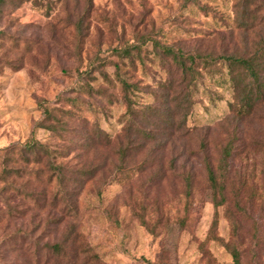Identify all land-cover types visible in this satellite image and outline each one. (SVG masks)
Instances as JSON below:
<instances>
[{
    "label": "rangeland",
    "instance_id": "rangeland-1",
    "mask_svg": "<svg viewBox=\"0 0 264 264\" xmlns=\"http://www.w3.org/2000/svg\"><path fill=\"white\" fill-rule=\"evenodd\" d=\"M252 2L264 9V0ZM234 12V0H29L15 9H2L0 148L27 139L41 118V106L62 108L72 113L65 117L56 112L68 129L60 134L71 143L42 130L38 138L59 147L69 145L67 151L75 146L71 156L86 164L84 169L97 163L107 168V177L98 175L80 194L77 217L68 220L76 242L67 247L69 259L60 264L69 260L72 264H235L233 250L240 264H264V120L257 116L244 122L251 140L244 154L230 162L224 203L214 209L199 161L193 164L181 156L173 166L169 153L163 152L166 164L162 165L157 152L147 155L149 161L156 158L155 166L148 164L140 173L131 170L146 154L129 153L124 147L126 138L136 137L125 132L123 91L114 67L117 64L121 78L135 86L132 95L138 105L165 110L172 93L181 87L177 82L168 84L177 80L176 69L154 43L180 48L196 63L198 54L226 48L240 51L243 34L236 30L239 21ZM230 31L232 38L227 36ZM129 46L131 58L115 53ZM91 63L95 68L81 76L79 72L89 71ZM225 68L214 63L205 70L200 67L197 90L191 87L196 103L188 127L201 129L198 134L206 138L214 164L241 127L237 118L226 115L230 89L223 81ZM88 85L93 88L91 95L85 93ZM67 98L80 99V111L68 105ZM81 115L85 121L78 119ZM160 122L149 115L138 119L139 126L156 138L166 134ZM117 137L128 152L124 163ZM178 140L182 146L187 142ZM176 151L184 153L180 147ZM111 160L116 166L110 165ZM110 178L116 181L104 185ZM24 187V178L0 183V264H24L25 255L17 250L37 225L28 224L35 211L28 207ZM41 219L42 227L46 220L49 223L46 216ZM63 225L40 230L41 244L62 242L67 233Z\"/></svg>",
    "mask_w": 264,
    "mask_h": 264
},
{
    "label": "trees",
    "instance_id": "trees-1",
    "mask_svg": "<svg viewBox=\"0 0 264 264\" xmlns=\"http://www.w3.org/2000/svg\"><path fill=\"white\" fill-rule=\"evenodd\" d=\"M27 1L29 0H0V13L5 7L15 9ZM252 1L234 0V13L239 21L236 30L243 34L240 51L236 49L231 52L230 48H226L216 54H198V63H196V59L192 54L185 56L180 48L163 45L160 42H152L159 53L170 57V61L176 69L177 80L171 79L168 84L172 87L174 82H177L181 87L178 93H172L171 104L166 108L164 107L165 110L156 109L150 105L143 107L138 105L132 95L136 91L135 86L121 78L118 65H114L116 77L120 81L123 91V102L126 109L124 113V117H126L124 119V123H126L125 132L128 136L133 134L136 137V139L126 138L127 144L124 147L129 148V153H145L146 156L158 152L157 154L162 156V160H160L162 165L166 164V157H164L163 152L169 153L168 161L173 166L181 156H186V160H193V164L199 161L204 174H206V182L212 194L214 209L221 207L224 203L223 193L226 190V184L232 170V163L230 162L244 154V151L248 148V142L251 140L248 129L244 127V122L251 121L257 116L260 120H264V9ZM240 10L241 14L244 15V19L243 15H240ZM248 22H251V24H247ZM4 35L5 33L0 30V37L2 38ZM217 35L222 34L217 32ZM227 36L232 38L233 31L228 32ZM130 47L132 46L115 49V53L119 56L124 55V57L131 58ZM129 61L131 62V60ZM212 63L226 66L223 74L226 78L223 81L228 84L230 89L226 115L228 118L230 115L232 119L237 118L236 120L241 123L240 130L234 132L232 138L228 140L216 164L210 158L211 153H209L206 138L199 136L201 129L198 130L197 127L191 129L187 123L188 116L193 114L194 104L196 103L193 100L191 87H195L197 90L198 79L201 75L200 67L205 70ZM94 68V63H91L89 64V71L86 69L84 72H79V74L81 76L84 73L88 75ZM165 86L166 83L162 84L161 88ZM85 91V93L91 95L93 88L88 85ZM95 94L102 96L98 90L95 91ZM66 101L68 105L77 108L82 104L78 98H67ZM87 107H90V105ZM56 112L65 117L72 115L69 110L62 108L50 109L41 106V118L33 124L27 139L24 142H16L0 148V183L6 185L10 184L15 178H24L25 200L28 202V207H33L35 211L30 215L28 221L30 226L37 222V225L33 226L35 231L26 235L25 248L20 247L17 250L24 253V264H60L62 259H69L70 251L66 249L76 242L77 236V234L73 235V227L69 224V221L71 222L74 217H77L80 194L83 192L85 185L94 181L98 175L101 178L107 177L105 174L107 168L103 163L90 166L92 169H84L86 164L78 162L76 157L71 156L76 151L73 149L75 146H71L70 150L67 151L69 145L59 147L54 144V141H41L38 138L37 134L42 130L56 139L71 143V139L60 134V132L64 134L68 129L65 121L59 120ZM261 112L263 113L262 117L259 116ZM147 115L158 121L161 120L159 127L166 134L156 138L155 135H150L142 129L138 124V119L140 121ZM82 117L81 115L78 119L85 121V118ZM97 128L95 127V129ZM195 134L198 136H195ZM176 135L187 141L184 146L181 144L183 141L174 137ZM205 136H208V134ZM193 137L195 140L191 141ZM236 141H242V143L237 146ZM116 142L121 148L118 150L120 162L124 163L125 159L129 157L127 149H122L120 137H117ZM178 147L184 150L181 155L176 151ZM146 156L138 164H134L135 169L133 170L132 166L131 170L140 173L146 169L148 164L149 168L155 166L156 158L149 161L150 156ZM110 165L116 166L113 160L110 161ZM118 170H121L120 167ZM159 172L163 173L162 171ZM114 179L110 178V180L104 182V185L108 186L114 183L116 181ZM185 180L188 190L187 195L189 196L192 193V178L188 175ZM73 185H78V188H72ZM96 195L101 197V190H97ZM28 210L30 211V209ZM214 214L216 217V211ZM43 215L49 220L48 224H46L47 220L45 221L44 227L41 223L43 222L41 219ZM63 224H68V226L66 227ZM62 225L66 227L64 231L67 232L63 235L62 242L52 241L41 244V240L37 236L40 230L46 229V227H52L53 230H56ZM232 254L234 263L240 264L237 253L233 250ZM66 264L72 263L69 260Z\"/></svg>",
    "mask_w": 264,
    "mask_h": 264
}]
</instances>
